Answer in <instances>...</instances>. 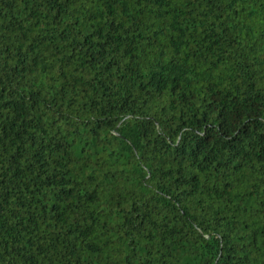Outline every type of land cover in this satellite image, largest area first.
<instances>
[{
  "label": "trees",
  "instance_id": "obj_1",
  "mask_svg": "<svg viewBox=\"0 0 264 264\" xmlns=\"http://www.w3.org/2000/svg\"><path fill=\"white\" fill-rule=\"evenodd\" d=\"M0 264H264V0H0Z\"/></svg>",
  "mask_w": 264,
  "mask_h": 264
}]
</instances>
